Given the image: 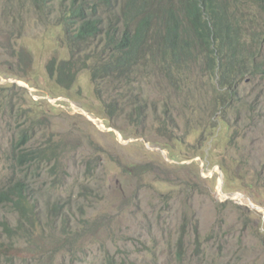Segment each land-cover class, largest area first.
Wrapping results in <instances>:
<instances>
[{
    "label": "rangeland",
    "instance_id": "rangeland-1",
    "mask_svg": "<svg viewBox=\"0 0 264 264\" xmlns=\"http://www.w3.org/2000/svg\"><path fill=\"white\" fill-rule=\"evenodd\" d=\"M215 1L240 25L249 67L230 101L238 117L211 112L216 80L204 55L187 61L190 74L155 57L96 89L88 70L63 89L46 73L69 57L57 11L39 18L30 0H0V189L17 180L21 140L17 152L45 157L28 168L25 213L0 207V264H264V3ZM59 4L69 8L50 6ZM95 45L88 65L108 55ZM247 118L255 125L241 135Z\"/></svg>",
    "mask_w": 264,
    "mask_h": 264
},
{
    "label": "trees",
    "instance_id": "trees-1",
    "mask_svg": "<svg viewBox=\"0 0 264 264\" xmlns=\"http://www.w3.org/2000/svg\"><path fill=\"white\" fill-rule=\"evenodd\" d=\"M51 1L30 0V3L39 18L57 11L55 20L62 29L69 57L60 62L51 59L46 65V73L59 87L70 89L77 76L88 70L96 89L107 73L129 70L136 60L143 62L151 58L154 61L155 57L177 63L178 73L186 68L187 74H190L187 61L195 60L194 54L204 55L202 58L207 71L216 80L211 112L225 109L235 111L237 117L244 114L230 101L237 93L239 81L249 72V67L241 65L245 49L240 44V25L227 16L223 3L217 4L215 0H179L178 8L176 3L169 0H68V9L59 4L55 10L50 6ZM245 1L256 5L264 3V0ZM101 13L113 16L114 21L105 26ZM9 17L17 21L15 16ZM151 39L155 41L153 48H150ZM94 44L102 45L108 55L88 65L86 50ZM248 56L250 61H254L251 53ZM163 67L168 72L172 70L167 64H163ZM217 118L218 122H224L221 115ZM246 125H249L248 129L252 128L254 118H249L247 123L242 121L236 132L244 135ZM24 142L21 140L13 146L17 180L13 182L11 179L6 188L0 189V207L10 205L20 213L27 210L29 196L34 191L31 183L36 170L28 171V168L38 167L45 158L33 150L17 152ZM199 246L201 251L200 238ZM105 264L126 263L110 258Z\"/></svg>",
    "mask_w": 264,
    "mask_h": 264
},
{
    "label": "clouds",
    "instance_id": "clouds-1",
    "mask_svg": "<svg viewBox=\"0 0 264 264\" xmlns=\"http://www.w3.org/2000/svg\"><path fill=\"white\" fill-rule=\"evenodd\" d=\"M92 120V119H91ZM225 196V195H224ZM237 196L238 197H241V199H244L242 196L243 195H232L231 197H229L230 199H235V200H237L238 201V199H237ZM225 198H226V196H225ZM249 199V198H248ZM245 200V199H244ZM249 201H250V199H249ZM239 202V201H238ZM239 203H241V202H239ZM250 203H251V205H253V207H256L251 201H250ZM243 204V203H242ZM244 204H246L247 205V207H249L250 209H253V208H251L248 204H247V201H246V203H244ZM257 209H254V210H258L259 208L258 207H256ZM209 241H211V240H209V239H207V240H204V241H202V245H203V243L204 242H209ZM218 253H219V251L217 252V254L216 255H205V253L204 252H202L201 251V254L203 255V256H205V257H209V258H211L213 261L212 262H216V259H217V257H218ZM214 264V263H213ZM219 264V263H218ZM221 264H223V263H221ZM226 264V263H225Z\"/></svg>",
    "mask_w": 264,
    "mask_h": 264
},
{
    "label": "water",
    "instance_id": "water-1",
    "mask_svg": "<svg viewBox=\"0 0 264 264\" xmlns=\"http://www.w3.org/2000/svg\"><path fill=\"white\" fill-rule=\"evenodd\" d=\"M246 201H247V204L251 207V208H253V209H257L256 207H253V205H251V203H250V201H249V199L247 198V197H245V196H242Z\"/></svg>",
    "mask_w": 264,
    "mask_h": 264
}]
</instances>
